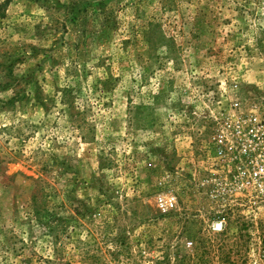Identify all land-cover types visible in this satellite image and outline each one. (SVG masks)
Returning <instances> with one entry per match:
<instances>
[{"label":"rangeland","instance_id":"rangeland-1","mask_svg":"<svg viewBox=\"0 0 264 264\" xmlns=\"http://www.w3.org/2000/svg\"><path fill=\"white\" fill-rule=\"evenodd\" d=\"M235 98L264 0H0V264H263L264 212L206 182Z\"/></svg>","mask_w":264,"mask_h":264},{"label":"built area","instance_id":"built-area-1","mask_svg":"<svg viewBox=\"0 0 264 264\" xmlns=\"http://www.w3.org/2000/svg\"><path fill=\"white\" fill-rule=\"evenodd\" d=\"M207 184L225 201L238 202L249 213L264 212V105L246 106L239 98L229 101L215 123L206 149ZM174 199L160 200L159 208L169 213ZM226 218L219 212L214 232H224ZM192 245V242H189ZM261 263L264 264V247Z\"/></svg>","mask_w":264,"mask_h":264},{"label":"trees","instance_id":"trees-1","mask_svg":"<svg viewBox=\"0 0 264 264\" xmlns=\"http://www.w3.org/2000/svg\"><path fill=\"white\" fill-rule=\"evenodd\" d=\"M160 36H161V38H162V39H164V35H163V36H162V35H160ZM3 162H6V161H3ZM1 163H2V162H1Z\"/></svg>","mask_w":264,"mask_h":264}]
</instances>
